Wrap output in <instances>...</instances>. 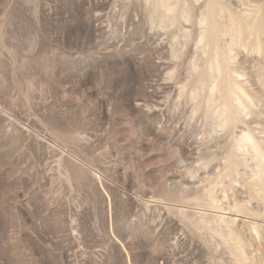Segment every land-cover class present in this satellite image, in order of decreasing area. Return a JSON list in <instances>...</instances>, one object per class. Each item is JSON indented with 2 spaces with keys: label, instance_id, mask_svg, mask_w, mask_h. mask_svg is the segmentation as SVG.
Here are the masks:
<instances>
[{
  "label": "rangeland",
  "instance_id": "374dc122",
  "mask_svg": "<svg viewBox=\"0 0 264 264\" xmlns=\"http://www.w3.org/2000/svg\"><path fill=\"white\" fill-rule=\"evenodd\" d=\"M247 131L264 0H0V264H264Z\"/></svg>",
  "mask_w": 264,
  "mask_h": 264
},
{
  "label": "bare ground",
  "instance_id": "6f19581e",
  "mask_svg": "<svg viewBox=\"0 0 264 264\" xmlns=\"http://www.w3.org/2000/svg\"><path fill=\"white\" fill-rule=\"evenodd\" d=\"M202 20V19H201ZM205 20V19H204ZM205 22V21H204ZM205 26V25H204ZM202 38V37H201ZM222 65H223V61L221 59L220 54H218L215 59L210 60L209 62V68H208V77H210V91H211V97H214V91H216V86L218 88V77L222 72ZM237 101V100H236ZM240 101V100H239ZM242 105V104H241ZM243 106V105H242ZM244 109H246L243 106ZM241 112L239 111H235L234 113V118H233V122L231 120H229V116L228 113H225V117L223 118L225 121H227L228 123H233V126L235 125V123H237L239 121L238 115L240 117ZM236 120V121H235ZM241 123V122H240ZM248 125V124H247ZM246 125V126H247ZM216 126V125H215ZM243 138H241L240 142V146L241 148L245 151L247 149H249L250 147L253 149V151L260 156L261 158H264V147L262 146V144H260L258 142V139L250 134L249 131L245 132L243 134ZM236 144V143H234ZM238 146V145H237ZM240 149V148H239ZM235 151V150H234ZM233 151V153H234ZM230 167V166H229ZM231 169V168H230ZM234 169V168H233ZM222 221V220H221ZM198 227V226H197ZM214 228V227H213ZM258 230V229H256ZM256 233H258L257 231H255ZM238 264V263H237Z\"/></svg>",
  "mask_w": 264,
  "mask_h": 264
}]
</instances>
